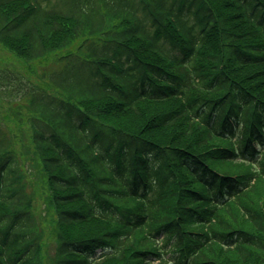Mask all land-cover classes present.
I'll use <instances>...</instances> for the list:
<instances>
[{
  "label": "trees",
  "instance_id": "1",
  "mask_svg": "<svg viewBox=\"0 0 264 264\" xmlns=\"http://www.w3.org/2000/svg\"><path fill=\"white\" fill-rule=\"evenodd\" d=\"M79 38L67 92L28 91L34 149L0 125V264L43 263L34 178L52 264H264V0H0L21 56Z\"/></svg>",
  "mask_w": 264,
  "mask_h": 264
},
{
  "label": "rangeland",
  "instance_id": "2",
  "mask_svg": "<svg viewBox=\"0 0 264 264\" xmlns=\"http://www.w3.org/2000/svg\"><path fill=\"white\" fill-rule=\"evenodd\" d=\"M39 1L43 2L46 6H48L50 2L52 4L57 2V0ZM83 44L82 38H79L70 45L54 53L41 58L30 59L19 55L11 48L0 43V125L3 131L7 132L13 140L12 147L16 149L17 152L31 148L34 149L33 143L28 140V137L33 132L30 119L36 115L29 109V98L31 93H28V91L30 87L36 85V88H32V91H36L38 87H41L58 96L63 95V93L65 94L67 91L56 86L51 74L59 69L62 71L67 64L68 66H76L75 62L79 59H83L89 51V47H86L87 45H84L86 48H82ZM146 104L150 105L148 103ZM146 107V109L145 107L142 108L143 113L145 112V117L147 116L146 113H148L147 110L151 108L150 106ZM143 113L139 117L136 115L132 116L131 122L129 118H126V121L129 122V124L134 123L138 127H141V124L146 122ZM145 125H142V127ZM148 135L153 137L156 134L155 132H149ZM21 138L24 139L23 145H21ZM26 139L28 142H26ZM36 177H38V173ZM31 182L32 184L29 185V191L32 192L30 189H32V187L35 188V193H31L34 198L31 203L32 207L36 212L41 211L43 217L41 219L43 225L42 235H44L42 264H52L50 256L55 251L53 229L56 216L47 212L46 203L44 202L46 193H42L44 191L40 184L37 181L35 182V178L31 180ZM93 227L104 228L107 226L101 222H93V224L86 227V229L88 230L91 228V230H93Z\"/></svg>",
  "mask_w": 264,
  "mask_h": 264
}]
</instances>
